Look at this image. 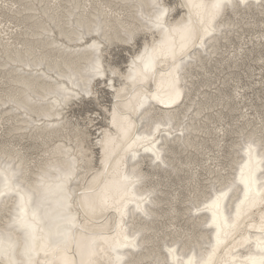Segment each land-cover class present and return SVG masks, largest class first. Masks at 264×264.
I'll return each mask as SVG.
<instances>
[{
  "label": "bare ground",
  "instance_id": "1",
  "mask_svg": "<svg viewBox=\"0 0 264 264\" xmlns=\"http://www.w3.org/2000/svg\"><path fill=\"white\" fill-rule=\"evenodd\" d=\"M6 2L0 126L8 124L10 138L32 139L41 156L0 144V264H259L264 117L246 104L242 124L210 128L215 107L235 106L201 99L206 92L195 90L194 69L253 22L237 15L264 13V0H224L220 8L217 0H202V8L190 0ZM160 6L167 9L162 27L154 23ZM139 36L142 46L120 69L113 45L135 46ZM240 54L231 52L233 64ZM258 83L264 86V76ZM102 84L113 105L94 145L70 111L87 98L99 102ZM228 134L236 140L220 154ZM203 154L207 163L198 159ZM146 158L150 170L187 173L189 193L149 185L155 173L143 169ZM257 209L260 229L252 230Z\"/></svg>",
  "mask_w": 264,
  "mask_h": 264
},
{
  "label": "rangeland",
  "instance_id": "2",
  "mask_svg": "<svg viewBox=\"0 0 264 264\" xmlns=\"http://www.w3.org/2000/svg\"><path fill=\"white\" fill-rule=\"evenodd\" d=\"M12 1L15 0H10V2ZM4 2H6V0H4ZM6 4H8V2H6ZM6 10L7 8H2V6H0V16H2V20L0 21H3L4 24H6V19H8V17H11V14L9 12H6ZM232 17H234V15H232ZM235 19H238L240 21H242V19H245L244 21L248 20L253 22L249 25H243L240 29H238L236 34L230 33L228 35V38L221 40V49L219 50V54L213 55L211 58L209 56H206L202 62V64L204 65L203 68L194 69V71L196 72V77L194 78L195 90L198 88L200 92H206L207 99H205L204 96H201V99L208 100L212 104H218V102L223 99L224 101H227L230 106H235L234 111L229 110V108H223L221 105L215 107V109H218L219 111H215L214 113V123H209L210 128L212 129L213 126L219 125L225 126L226 128H236V126L242 124L241 122H243V118L241 117V114L247 110L245 108L246 104L248 105V108H250V111L254 113L258 111V113L264 117V86H261L258 83L259 80H261V78L264 76V46H262L264 45V39H257V36L260 33H264V13H258L256 12V10L251 9L250 13H248V11L247 13H244L243 11L239 15H237ZM2 28H4V26H2ZM6 28H8V26H6ZM0 32H2V30H0ZM4 36L6 35L4 34ZM251 39L252 41H250ZM259 42H262L261 46L258 45ZM142 43L143 36H139L135 46L122 43L114 44L112 47V62L117 64L120 69L125 70V67L126 65H128V62L130 60V54L137 50L138 47L142 46ZM234 50L237 53H241L237 58L236 64H233L231 61V52H233ZM260 57H263V60H259ZM208 58H210V61H208ZM202 84L203 86H201ZM241 86L244 87V90H241L242 95L245 94L243 98L237 96V90H239ZM100 96L101 99L99 102L94 99L87 98L79 105H76L72 109V111H70L73 122L79 123L80 127L86 129L89 132L90 136L88 138V141L93 143L94 145L96 143V137L98 136V128L103 127L109 121V113L106 111V109L111 108V106L113 105L112 93L108 88H105L103 84L101 85ZM185 101L187 102V100ZM211 111L213 112V110ZM216 113H221L222 118L220 119L216 115ZM255 115L257 116V114ZM91 117L99 118L92 123L90 122ZM7 128L8 124L6 123L0 126V144L2 142L12 143L15 145L17 144L18 149L20 148L24 152L27 151V153H30L31 156L37 158L41 156V149H36L33 147L34 141L32 139H19L16 137L10 138V136H8L7 134ZM232 140H236V135L228 134L225 137V143L222 147L223 152H221L220 154L224 153L225 155H227L231 151L230 144ZM209 142L208 144H210ZM212 148L215 151L214 153L218 154V151L216 149L217 147L214 148L213 145ZM95 151L96 153H98L99 151L97 146L95 148ZM224 154L221 159L227 161L226 164H228V160L224 158ZM180 156L182 158H185L183 154H180ZM98 157L99 155L97 154L95 158V164H98ZM206 158L207 155L205 154L198 156V159L201 160V163H207L205 161ZM142 167L145 171L155 173V176L152 178V181L149 182V185L156 183V181L162 183L166 182L165 189H167L171 193L182 192L181 197L189 193L188 189L190 185L188 179H186L187 173H182L180 174V177L176 178L174 176H169L167 173L160 170H150L152 169V166L151 161L148 158L145 159ZM229 167L230 166H227V169H229ZM205 173L206 171L202 170V175L200 176V182L202 184L208 183V180H206L208 175ZM177 205L180 208H183L184 206V204H180V202L177 203ZM261 209H264V205L260 208V210ZM260 210H255V214L250 217L252 223H258V225H256L257 227L252 228L250 224L247 225V228H251L252 230L260 229L258 227L261 221L260 217L262 216V214H260ZM256 219L257 221H255Z\"/></svg>",
  "mask_w": 264,
  "mask_h": 264
},
{
  "label": "snow or ice",
  "instance_id": "3",
  "mask_svg": "<svg viewBox=\"0 0 264 264\" xmlns=\"http://www.w3.org/2000/svg\"><path fill=\"white\" fill-rule=\"evenodd\" d=\"M223 3H224V0H217L214 7L220 8L223 5ZM241 3H246V0H241ZM190 6L193 8H202L204 5L202 3V0L200 3H197L196 0H190ZM166 12H167L166 8H163L162 6L159 7V15H157L154 19V23H156L157 26H159V27L163 26L162 21H163V18H164V15L166 14ZM157 131H159V126H157ZM17 222H20V221H17ZM27 227L29 229L34 230L35 226L34 225H27ZM169 251H173V250L170 249ZM29 252H30V249L26 248V254H28ZM0 254H3V248L2 247H0ZM116 259H117V261H119L121 258L117 257ZM259 264H264V259H261Z\"/></svg>",
  "mask_w": 264,
  "mask_h": 264
}]
</instances>
